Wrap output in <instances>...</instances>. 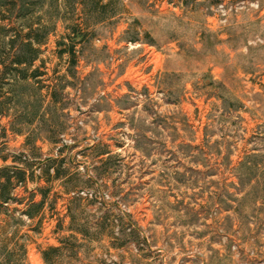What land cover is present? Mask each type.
Listing matches in <instances>:
<instances>
[{
	"label": "rangeland",
	"instance_id": "1",
	"mask_svg": "<svg viewBox=\"0 0 264 264\" xmlns=\"http://www.w3.org/2000/svg\"><path fill=\"white\" fill-rule=\"evenodd\" d=\"M107 2L101 15L54 3L39 86L66 75L56 55L66 27L78 24L85 38L76 78L59 80L65 110L41 124L53 143L36 145L49 156L64 147L69 174L92 178L87 201L101 193L144 239L120 249L88 242L60 264H264V0ZM18 112L0 119V167L27 150L10 131ZM24 187L34 189L17 187V199L28 197ZM63 204L34 220L18 202L0 207V264H44L40 250L67 235L55 232Z\"/></svg>",
	"mask_w": 264,
	"mask_h": 264
},
{
	"label": "trees",
	"instance_id": "2",
	"mask_svg": "<svg viewBox=\"0 0 264 264\" xmlns=\"http://www.w3.org/2000/svg\"><path fill=\"white\" fill-rule=\"evenodd\" d=\"M55 2L56 0H0V119L8 117L11 111H20V129L10 131L23 136V147L27 148L20 153V157L11 159V165L0 167V207L18 202L24 206L21 214L28 220H34L46 209L55 211L59 199L65 202L64 214H58L55 232H65L67 235L57 238V246L40 250L44 264L77 260L81 249L88 242H99L105 238L109 242V248L120 249L128 244L137 245L140 239H144L131 213L114 210V205L109 204L101 193L92 194V199L87 201L90 193L86 185L92 182V178L85 179L78 172L69 174L64 147L57 149L54 156H49L42 154L40 147L36 145L41 140L52 142L50 138L40 136L41 124L50 122L54 110H65L61 95L68 86H62L59 80L66 76L76 78V47L85 38L84 29L78 24L66 27L67 34L56 42L58 59L66 57V75L60 76L56 84L39 86L41 77L48 74L45 62L39 60V57L41 47L55 29L52 16ZM102 2L103 0H62V6L66 11L70 10L71 14L78 7L80 13L91 7L101 15L109 3ZM59 20L66 22L63 18ZM37 61L40 65L34 67ZM43 88L47 90L45 95L41 93ZM45 98L49 101L43 108ZM37 123L39 125L34 127ZM1 130L2 138H5L6 129ZM34 151L36 154H33ZM103 156L106 159L101 161L102 165L111 157L110 151L104 150L98 155ZM0 160L6 162L8 158L2 156ZM36 171L39 172L37 175ZM39 182H44L45 185L40 186ZM54 182H59L60 192L51 194ZM27 183H32L34 189L28 192L27 187H24V193L28 197L17 199L13 191ZM36 197H39L38 201L35 200ZM93 204L99 206L89 210L88 206ZM66 221L67 225L64 227Z\"/></svg>",
	"mask_w": 264,
	"mask_h": 264
}]
</instances>
